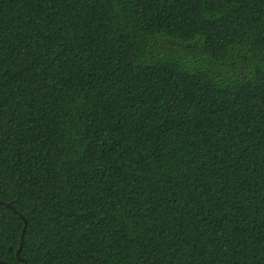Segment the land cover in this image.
Instances as JSON below:
<instances>
[{
	"label": "trees",
	"instance_id": "16d2710c",
	"mask_svg": "<svg viewBox=\"0 0 264 264\" xmlns=\"http://www.w3.org/2000/svg\"><path fill=\"white\" fill-rule=\"evenodd\" d=\"M0 201L27 264H264V0H0Z\"/></svg>",
	"mask_w": 264,
	"mask_h": 264
},
{
	"label": "water",
	"instance_id": "95a60500",
	"mask_svg": "<svg viewBox=\"0 0 264 264\" xmlns=\"http://www.w3.org/2000/svg\"><path fill=\"white\" fill-rule=\"evenodd\" d=\"M0 205H4L6 208H9L11 209L14 213L18 214L20 216V218L22 219L23 221V227H22V232H21V237H20V241H19V245H18V248L15 250V256L17 258L18 261L20 262H23L24 264H27L20 256V251L22 249V245H23V236H24V232H25V229H26V225H27V221L26 219L21 215L19 214V212L17 210H15L11 205L7 204V203H4L2 201H0ZM4 262L3 261H0V264H3ZM7 264V263H5Z\"/></svg>",
	"mask_w": 264,
	"mask_h": 264
}]
</instances>
